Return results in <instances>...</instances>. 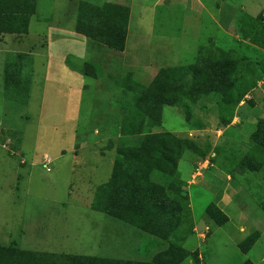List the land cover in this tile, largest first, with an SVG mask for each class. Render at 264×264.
<instances>
[{"label":"rangeland","instance_id":"obj_1","mask_svg":"<svg viewBox=\"0 0 264 264\" xmlns=\"http://www.w3.org/2000/svg\"><path fill=\"white\" fill-rule=\"evenodd\" d=\"M32 1L35 12L28 33L0 34V246L147 261L171 243L194 253L180 264H264V147L251 137L264 119V0H201L204 9L189 0ZM113 3L129 8L125 52L110 50L77 31L81 7L87 16L85 9L92 13L94 7ZM198 45L209 46L202 58L196 55ZM170 51L182 54L175 59L177 67L195 63L196 71H174L172 82L162 85L174 89L179 104L162 107V128L152 132L172 130L176 138L191 143L182 144L175 179L159 173L150 178L167 187H176L178 179L190 187L183 199L177 196L179 208L172 203L179 212L146 208L128 190L118 194L120 189L107 204L103 200L120 218L94 211L98 187L113 176L122 136L115 138L113 124L107 127L111 139L89 135L99 129L105 114H119L120 106L132 99L136 103L132 92L123 90V82L147 87L161 69L175 68ZM208 63L227 64L231 90L187 99L184 88ZM90 74L100 79L98 90ZM7 77L21 79L16 92L4 90ZM146 87L136 90L142 95L139 108L144 115L147 107L152 109ZM164 88L155 86L151 94L156 97ZM188 124L205 125L208 133L193 139L197 135ZM228 124L233 127L219 132ZM212 136L222 141L215 144ZM92 139L99 142L96 154L84 151V162L110 164L111 159L100 155L116 147L106 179L96 177L89 167L74 166L71 150ZM160 139L170 142L166 136ZM158 140L151 139L149 145L156 146ZM129 148L156 160L157 154L137 142ZM45 155L52 158L50 171ZM207 162L214 166L203 170ZM118 176L123 173L118 171ZM228 176L245 215L235 217L238 224L219 225L220 215L210 217L205 206L233 184ZM185 207L188 215L183 214Z\"/></svg>","mask_w":264,"mask_h":264},{"label":"trees","instance_id":"obj_2","mask_svg":"<svg viewBox=\"0 0 264 264\" xmlns=\"http://www.w3.org/2000/svg\"><path fill=\"white\" fill-rule=\"evenodd\" d=\"M94 8L96 10L92 13H89L87 9L84 10L87 16L82 15L81 10L83 8H80V15L77 20V31L99 45L106 46L110 50L122 52L125 47V38L127 35L129 8L114 3L103 5L100 8ZM34 12L35 6L32 0H0V34H27L30 16ZM208 47L200 46L197 56L202 58V53L207 51ZM194 65L196 64L161 69L148 83L147 87L140 85L141 87H146L150 93L148 101L152 109L149 110V107H147L145 111L147 115H144L139 108V104L143 101L140 99L142 97L141 93L136 90L140 86L137 87L138 85L135 84L134 87H130L124 82V91L132 92L136 103H131L132 99L126 102L125 107L122 108V119L120 123V135L122 137L117 148L113 168L114 173L109 181L98 187L95 200L92 204L93 209L104 212L112 217L120 218V215L113 214L111 208L106 205L108 200L113 199V194L120 189L118 194L123 193L125 195L128 190L132 195H135L136 202L143 201L144 207L146 208H152L163 213L169 207H171L173 212L178 210L173 208L172 203L179 208L178 202L180 198L183 199L186 195L183 183L177 179L176 187L174 184L171 187H167V183L151 180L150 176L151 174L159 173L165 178L175 179L178 176L177 163L181 157L182 144L191 142L186 139L176 138L169 132H155L158 133L155 134L152 130L162 123L163 106L179 104V101L174 98V89L172 87L164 88L162 85L168 83L169 80L172 82V73L174 71L182 69L194 73L196 71ZM20 80H9L8 77L5 78L4 90L6 93L16 92L21 82ZM190 82L184 88V91H188L189 95L186 98L192 101L210 92L226 95L232 88L226 63H208L203 65L199 69L198 76ZM155 86L164 88L156 97L151 94ZM241 98L242 96L239 95L236 103ZM223 123L227 124L226 120H223ZM164 136L169 138V143H163L160 139ZM251 137L255 144L264 147V119L258 121ZM154 138L159 139L156 146L149 145L151 139ZM133 142H137L140 147L145 146V148H148L147 150L153 151L155 155L157 154L156 160H148L146 156L130 151L129 146ZM174 145H176V150L173 149ZM144 160H148V165H144ZM118 171L123 173L122 177L118 176ZM177 196L180 197L178 198L179 201ZM104 199H106V204L103 202ZM184 200L186 202V197ZM207 210V214L210 217L214 218V216L220 215L221 219L216 221L219 225L227 222L228 217L215 204H211ZM188 213L189 211L185 207L183 214L188 215ZM125 214V212L122 213L123 216ZM126 221L134 223L131 220ZM251 244L252 242L248 244L247 249H249ZM193 254V252L185 248H175L171 243L164 249V252L160 256H154L147 261L122 259L101 260L89 255L54 252L31 253L24 252L18 247L0 246V264H180ZM242 264L254 263L246 261Z\"/></svg>","mask_w":264,"mask_h":264},{"label":"crops","instance_id":"obj_3","mask_svg":"<svg viewBox=\"0 0 264 264\" xmlns=\"http://www.w3.org/2000/svg\"><path fill=\"white\" fill-rule=\"evenodd\" d=\"M173 1V0H172ZM172 1H170L172 3ZM192 1H195L198 3V5H201V9H204V6L203 4L201 3V0H189V3L192 2ZM59 25V22L58 24ZM136 39L139 40V37L137 36H134ZM129 35L126 36L125 38V49L127 48V42L129 41ZM200 46L198 45V47H195V50L196 52H198V48ZM125 49L123 50L125 52ZM122 51V52H123ZM171 52V66H175L177 67V63H176V58L182 54H180L179 52L175 51L173 53V51H170ZM135 55H137V51L134 52ZM134 55V56H135ZM197 55V54H196ZM132 57V56H131ZM131 57H128L129 60ZM174 61V62H173ZM174 63V64H173ZM173 68V67H172ZM86 75V74H85ZM87 76H91V75H87ZM93 77V76H91ZM94 79H96L97 81V84H96V87L95 89L98 90L99 88V83H100V79L98 77H93ZM124 84V82H123ZM45 85H46V81H45ZM127 85V83H126ZM122 86V85H121ZM129 86V85H128ZM144 86V85H143ZM74 89H78L80 91H82L83 89L81 88H76V87H73ZM85 88V87H84ZM123 90H124V86H122ZM126 92H130V91H126ZM122 106H120V112L119 114L117 115H111V116H107L105 114V118L102 120L101 124L99 125L100 127H98L99 129L95 130L94 131V134L92 135H89L91 136V138H95V135L99 134L98 137L99 138H102V139H105V140H108V139H111V137H109V133L107 132V127L110 126V125H114L115 126V130L117 131V133L115 134L116 137L115 138H119L120 135V123H121V119H122V111L123 109H121ZM189 127H191L192 130V134H196L197 136L194 137L193 139H197V140H200V137L202 134H206L208 133V129L205 125H202V126H195L194 124H188ZM161 126V125H160ZM223 128L221 130H219V132L221 131L222 134H224V132H227L228 131V128L229 127H233L231 126V124H228V125H223L222 126ZM158 128V127H157ZM162 128V126H161ZM78 129V123L76 125V128H75V132L76 130ZM158 132H169L171 133L172 135L175 136V132H173L172 130H160ZM178 133V132H177ZM191 134V132H190ZM75 137H76V133L74 135V140H75ZM221 137L220 136H212L210 139H212L214 141L215 144L219 143V141H222L220 139ZM224 139V138H222ZM95 143H99L98 141H95L94 139L92 140H87V141H81L80 144L78 145V147L76 149H72L71 152L72 154L74 155V162H75V165L74 166H77V168H81V169H85V167H89L90 169L92 170H95L96 173H94V175L97 177V176H101L103 175V178L106 179V177H108L109 175V170L112 169L113 167V159H112V154L115 153V149L116 147H112L111 149L109 150H106V154L104 155H100L101 157L103 158H106V159H111L112 161L110 162V164H108L107 162L104 164L103 162H100L99 164H97L96 162L93 163V162H84L82 161L80 158V154H82L84 151L88 150L89 153L91 154H96V150H95ZM75 147V146H74ZM84 154V153H83ZM48 157V155H45ZM48 159L52 162V158L49 156ZM79 162V163H78ZM214 166V163H210V162H207L205 168L203 170H208L210 167H213ZM99 169H101L100 171H98ZM196 169V168H194ZM195 171H193L194 173ZM192 173V174H193ZM93 174V172H92ZM192 176V175H191ZM203 176V174H202ZM228 179H230V181L232 180L233 181V184H231L228 188H223L221 190H219L216 195H215V198L213 201H211L209 204H207L205 206V210L211 205V204H215L227 217H228V220L226 222V225H231V224H238V221H235V217L238 216V218L241 216H244L245 214H243V212H241L242 210L238 207L237 203L235 202L234 200V194H235V191L236 189L234 190L235 188V182L233 180V178H230L228 176ZM207 183V181H205ZM186 189V191H188V189L190 188L188 185H186L184 187ZM230 190H232L233 192H229ZM191 205L193 206V204L191 203ZM230 210V209H234L235 212L237 213V215H231L227 210ZM93 210V209H92ZM96 211V210H94ZM100 212V211H98ZM103 214V212H100ZM235 213V214H236ZM101 221V219L98 220V222ZM230 235V234H229Z\"/></svg>","mask_w":264,"mask_h":264},{"label":"built area","instance_id":"obj_4","mask_svg":"<svg viewBox=\"0 0 264 264\" xmlns=\"http://www.w3.org/2000/svg\"><path fill=\"white\" fill-rule=\"evenodd\" d=\"M45 164H46V169L47 171H50V164H51V161L48 159L47 156H45Z\"/></svg>","mask_w":264,"mask_h":264}]
</instances>
